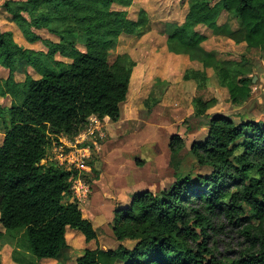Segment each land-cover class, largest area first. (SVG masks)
Segmentation results:
<instances>
[{
	"label": "trees",
	"instance_id": "obj_1",
	"mask_svg": "<svg viewBox=\"0 0 264 264\" xmlns=\"http://www.w3.org/2000/svg\"><path fill=\"white\" fill-rule=\"evenodd\" d=\"M134 2L26 0L18 8L11 1L4 4L26 37L48 50L45 54L22 48L12 32L0 30V67L9 72L0 79V98H11L10 106L0 104V120L6 126L0 143V240L20 241L37 262L55 260L69 250L67 234L75 230L87 243H97L77 264H264V121L212 117L207 138L191 148L198 166L209 172L190 173L160 194L139 192L127 206L117 208L115 248L99 245L97 230L78 202H65L77 170L49 163L48 153L61 146L62 139L75 142L91 118L120 121L136 61L128 56V64H123L127 55L114 62L110 57L123 35L137 36L150 20L145 9L130 19L126 9ZM224 12L239 19L249 48L264 50V0L192 3L168 41L186 49L200 47L207 36L198 28L216 30ZM32 27L49 31L59 41L43 39ZM81 39L84 51L76 46ZM19 61L27 63L22 82L15 79ZM201 63L206 70V62ZM214 69L232 103H245L251 81L236 80L220 64ZM205 70L189 73L204 81ZM184 146L181 137H172L173 154Z\"/></svg>",
	"mask_w": 264,
	"mask_h": 264
},
{
	"label": "rangeland",
	"instance_id": "obj_2",
	"mask_svg": "<svg viewBox=\"0 0 264 264\" xmlns=\"http://www.w3.org/2000/svg\"><path fill=\"white\" fill-rule=\"evenodd\" d=\"M7 1L18 8L26 0H0V30L12 32L20 47L46 54V45L41 41L32 43L13 20L4 7ZM200 1L135 0L126 9L130 19H137L139 11L145 9L149 24L137 36L123 35L110 57L114 62L119 55H127L122 59L123 64H128V56L136 61L130 99L122 105L120 121L91 119L89 128L93 133L86 139L82 133L73 142L77 148L90 143L91 157L85 159L83 165L72 164L71 152L75 149L65 139L61 146H53L48 153L49 163L57 162L68 170H77L72 180V194L65 202H78L84 217L97 230L98 243L104 249L117 246L112 230L115 210L127 206L137 193L160 194L190 173L209 172L198 166L191 148L207 138L212 117L226 116L236 123L264 121V50L247 46L245 30L235 15L224 12L216 30L199 27L207 41L196 49H186L168 41L171 32L184 23L191 4ZM113 9L124 8L114 5ZM31 31L43 39L59 41L47 30L32 27ZM76 46L84 51V39ZM202 60L206 62V70ZM216 64L229 69L236 80L245 77L251 81L252 93L241 106L232 103L228 90L221 85L214 69ZM26 68L25 61L17 62V82L25 80ZM190 70H205L206 80H196ZM28 71L38 77L32 68ZM187 73L189 79L185 77ZM8 74V70L0 67V79L7 78ZM199 101L205 106L201 107ZM0 103L10 106L11 98L0 99ZM202 108L207 109L205 114H197ZM4 123L0 120V143L4 140ZM176 135L184 140L185 146L180 153L173 154L170 142ZM67 239L71 248L59 258L37 262L20 241L3 238L0 240V264H77L86 249L97 247L95 241L87 243L75 230L68 232ZM127 245L132 243L127 242ZM221 251H224L222 246Z\"/></svg>",
	"mask_w": 264,
	"mask_h": 264
},
{
	"label": "built area",
	"instance_id": "obj_3",
	"mask_svg": "<svg viewBox=\"0 0 264 264\" xmlns=\"http://www.w3.org/2000/svg\"><path fill=\"white\" fill-rule=\"evenodd\" d=\"M87 129L83 132L84 133L83 136H85L84 139H86V136L91 135L93 133V130H91L90 128L88 130ZM69 143H70L71 148L73 150L75 149V151L72 150L73 152H71V156H73L74 158V160L72 161L73 162L72 164H75L76 166L83 165V161L91 157V150L89 148L90 146L77 148V146L73 144V142L69 141ZM75 162H78L79 164L78 163L76 164Z\"/></svg>",
	"mask_w": 264,
	"mask_h": 264
},
{
	"label": "crops",
	"instance_id": "obj_4",
	"mask_svg": "<svg viewBox=\"0 0 264 264\" xmlns=\"http://www.w3.org/2000/svg\"><path fill=\"white\" fill-rule=\"evenodd\" d=\"M0 99H2V98H0ZM6 99V98H5ZM1 104V103H0Z\"/></svg>",
	"mask_w": 264,
	"mask_h": 264
}]
</instances>
